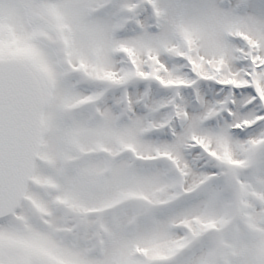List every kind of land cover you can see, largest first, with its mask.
Here are the masks:
<instances>
[{"label":"snow or ice","instance_id":"1","mask_svg":"<svg viewBox=\"0 0 264 264\" xmlns=\"http://www.w3.org/2000/svg\"><path fill=\"white\" fill-rule=\"evenodd\" d=\"M0 264H264V0H0Z\"/></svg>","mask_w":264,"mask_h":264}]
</instances>
